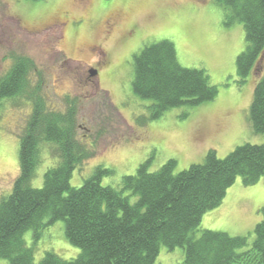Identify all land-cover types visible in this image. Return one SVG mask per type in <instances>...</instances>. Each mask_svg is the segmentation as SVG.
I'll return each mask as SVG.
<instances>
[{
	"label": "rangeland",
	"instance_id": "374dc122",
	"mask_svg": "<svg viewBox=\"0 0 264 264\" xmlns=\"http://www.w3.org/2000/svg\"><path fill=\"white\" fill-rule=\"evenodd\" d=\"M79 1L0 0V82L18 60H32L21 92L0 100V201L12 193L20 175V138L40 100L45 115L75 108V137L88 158L73 174L74 188L98 168L112 170L102 184L119 189L122 178L136 175L145 162L157 172L175 160L180 173L202 163L211 150L224 159L239 146L264 145V135L254 132L250 120L264 56L241 83L237 59L246 48L245 29L239 23L226 27L224 10L214 0H87L85 6ZM114 15L122 21L120 34L133 24L137 33L127 42L103 45L102 24ZM164 40L174 44L182 67L206 71L219 93L210 103L174 108L151 121L152 101L133 90L134 56ZM100 49L110 52L108 67L97 64ZM90 70H98V76L89 77ZM39 154L35 188L42 187L58 160L52 146L42 145ZM263 207L264 179L247 187L237 178L219 208L203 217L200 230L244 236L251 246ZM24 240L36 263L48 252L63 260L80 254L67 241L63 221L47 225L39 236L30 230ZM184 258L182 248L162 246L155 264H184ZM0 264L9 261L0 259Z\"/></svg>",
	"mask_w": 264,
	"mask_h": 264
},
{
	"label": "trees",
	"instance_id": "16d2710c",
	"mask_svg": "<svg viewBox=\"0 0 264 264\" xmlns=\"http://www.w3.org/2000/svg\"><path fill=\"white\" fill-rule=\"evenodd\" d=\"M214 3L224 10L226 27L244 26L246 48L238 56L237 75L245 84L264 56V0ZM30 73L32 60H18L0 82V100L21 92ZM133 90L152 101L151 121L174 108L210 103L219 93L206 71L181 66L167 40L134 56ZM45 112L40 100L20 138V175L12 193L0 201V259L9 264H155L164 246L182 248L184 264H264V207L251 246L244 236L200 230L203 217L219 208L237 178L247 187L264 179V145L239 146L224 159L211 150L202 163L180 173L175 160L157 172H150V162H145L136 175L122 178L119 189L104 186L103 179L113 171L98 168L74 188L73 174L88 158L75 137V108L65 114ZM250 120L254 132L264 135V75L254 89ZM42 145L52 146L58 160L45 173L42 187L35 188ZM58 221L65 222L66 239L80 254L63 260L48 252L36 263L25 234L33 230L39 236Z\"/></svg>",
	"mask_w": 264,
	"mask_h": 264
},
{
	"label": "flooded vegetation",
	"instance_id": "af4514ba",
	"mask_svg": "<svg viewBox=\"0 0 264 264\" xmlns=\"http://www.w3.org/2000/svg\"><path fill=\"white\" fill-rule=\"evenodd\" d=\"M80 4L82 6H85V4L87 3V0H80L79 1ZM108 17L105 19L106 21L103 22L102 24V28H103V33H102V44L103 45H108L110 44L113 40H120V41H123V42H127L129 41L131 38L134 37V35L137 33V30H138V25L137 24H133L132 27H130L129 29L126 28L125 32L120 34V26H121V18L120 16H111L109 20H107ZM78 20H81L82 19H78ZM59 28H62L61 25L57 26ZM101 44V45H102ZM99 54L98 57L99 59L101 60L100 63L97 62V64L99 65H104V66H107L108 65H111L112 64V61L110 59V52H102V50L100 49L99 51ZM98 65V66H99ZM92 72H95L96 75L94 76H98V70H90L88 75L89 77H94L93 75H91Z\"/></svg>",
	"mask_w": 264,
	"mask_h": 264
},
{
	"label": "water",
	"instance_id": "95a60500",
	"mask_svg": "<svg viewBox=\"0 0 264 264\" xmlns=\"http://www.w3.org/2000/svg\"><path fill=\"white\" fill-rule=\"evenodd\" d=\"M91 75H93V76H94V75H96V73H95V72H92V73H91Z\"/></svg>",
	"mask_w": 264,
	"mask_h": 264
}]
</instances>
